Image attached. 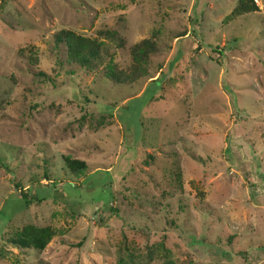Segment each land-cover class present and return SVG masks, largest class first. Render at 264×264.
Wrapping results in <instances>:
<instances>
[{"label":"rangeland","instance_id":"1","mask_svg":"<svg viewBox=\"0 0 264 264\" xmlns=\"http://www.w3.org/2000/svg\"><path fill=\"white\" fill-rule=\"evenodd\" d=\"M238 3L0 0V264H264V11Z\"/></svg>","mask_w":264,"mask_h":264},{"label":"trees","instance_id":"2","mask_svg":"<svg viewBox=\"0 0 264 264\" xmlns=\"http://www.w3.org/2000/svg\"><path fill=\"white\" fill-rule=\"evenodd\" d=\"M250 2V3H249ZM238 9L241 12H251L254 9L250 0H239ZM99 34L105 39L114 40L118 38V34L115 31H102ZM57 43L64 42L67 47V55L69 61L78 64L79 66L92 69L93 64L102 62L104 55L101 49L103 43L101 41H96L94 39L85 38L77 36L70 31H61L55 36ZM119 40V46L123 45L122 39ZM146 41L134 44L131 47V52L136 64L139 63L138 54L141 55L144 49L141 45H144ZM106 77L109 78L114 83H121L125 81H133L134 76L130 78L121 72H114L109 68ZM156 80V79H155ZM66 167L76 176L79 173L83 174L86 168V164L80 160H69L64 159ZM21 196L24 200V206L27 207L30 204L29 199H27V194L20 190ZM34 199V197H32ZM40 200V199H36ZM52 233L48 228H35L31 226L24 227L18 235L13 238V243L21 247H32L35 249H43L48 241L51 239Z\"/></svg>","mask_w":264,"mask_h":264},{"label":"built area","instance_id":"3","mask_svg":"<svg viewBox=\"0 0 264 264\" xmlns=\"http://www.w3.org/2000/svg\"><path fill=\"white\" fill-rule=\"evenodd\" d=\"M252 5L258 11H264V0H250Z\"/></svg>","mask_w":264,"mask_h":264}]
</instances>
